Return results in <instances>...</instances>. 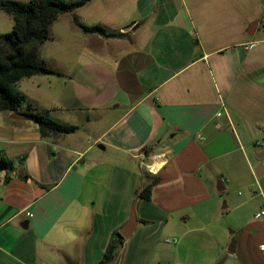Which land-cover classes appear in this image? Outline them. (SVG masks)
<instances>
[{
  "label": "crops",
  "instance_id": "0c3cea01",
  "mask_svg": "<svg viewBox=\"0 0 264 264\" xmlns=\"http://www.w3.org/2000/svg\"><path fill=\"white\" fill-rule=\"evenodd\" d=\"M105 2L58 16L78 56L21 91L79 129L0 111V264H99L135 201L109 264H264V0H119L91 20Z\"/></svg>",
  "mask_w": 264,
  "mask_h": 264
},
{
  "label": "trees",
  "instance_id": "16d2710c",
  "mask_svg": "<svg viewBox=\"0 0 264 264\" xmlns=\"http://www.w3.org/2000/svg\"><path fill=\"white\" fill-rule=\"evenodd\" d=\"M88 0H0V9L13 15L12 30L0 34V111L17 112L23 117L34 119L44 137L52 134H69L79 129L78 125L63 123L54 118L48 110L38 108L29 102L27 95L16 89L20 80L37 74L62 73L40 57L38 42L50 39V26L61 13L73 11ZM86 32L107 37L121 36L122 32L108 30L105 26H82ZM15 160L0 151V171H13ZM9 179V177L7 178ZM158 177L149 176V181L139 195L151 199ZM124 236L116 231L112 236L99 264L114 260Z\"/></svg>",
  "mask_w": 264,
  "mask_h": 264
},
{
  "label": "rangeland",
  "instance_id": "374dc122",
  "mask_svg": "<svg viewBox=\"0 0 264 264\" xmlns=\"http://www.w3.org/2000/svg\"><path fill=\"white\" fill-rule=\"evenodd\" d=\"M118 2H119V0H107V2H105V3L109 5V8H107V6H105V5H103L104 7L102 10L99 9L96 12L90 13L92 16L90 19L94 20V18L96 16H102L104 18L109 17L111 15V11L118 6L117 5ZM262 6H264V2L262 3ZM3 13H4L3 15H0V34L12 30L14 23H15L13 15L5 12L4 10H3ZM68 32L69 31H68L67 27L64 26L62 21L59 20L58 22H54L50 26V39H48L44 42H38L40 57L43 58V60H45V61L54 62L56 64L58 63V65L59 64H65L67 61L70 62L73 60V58H76V56H78V55L71 53V52H69V53H67V52L70 51V50H68V48L70 49L72 47H75L77 44H80V41L77 42V39L75 37L70 36V34H68ZM80 56H82V55H80ZM84 56L87 57L88 56L87 53ZM40 75H42L41 77H43L44 74H37V76H40ZM16 89H18L20 91L24 90L26 92H30V90L31 91L43 90L42 86L41 87L36 86V84H34L33 80H31L27 77L24 78V80H22L21 82L20 81L18 82ZM149 163H151V160L149 161ZM260 180L262 181V183L264 185V175L260 178ZM241 192L246 194L244 189L241 190ZM233 230H234L233 227H228L229 234ZM231 239H230V242H231ZM231 255H233V253H231ZM232 259L233 258H228V256H227V260L224 264H231ZM163 264H171V263L165 262Z\"/></svg>",
  "mask_w": 264,
  "mask_h": 264
},
{
  "label": "water",
  "instance_id": "95a60500",
  "mask_svg": "<svg viewBox=\"0 0 264 264\" xmlns=\"http://www.w3.org/2000/svg\"><path fill=\"white\" fill-rule=\"evenodd\" d=\"M251 33V32H250ZM12 117L14 118H23V116L17 112H14L12 114ZM263 167L261 166L259 169H257V174L260 176L263 172ZM140 221L138 220L137 218V214H136V201L133 203L132 205V209H131V214H130V218L128 220V222L126 223V225H124L123 228H121L120 232L121 234L124 236V237H130L135 228H136V225L139 223ZM236 245H237V240H236V237H233L231 239V243L229 245V251L231 252H235L236 251ZM216 264H223V261H220Z\"/></svg>",
  "mask_w": 264,
  "mask_h": 264
},
{
  "label": "built area",
  "instance_id": "2783aa9c",
  "mask_svg": "<svg viewBox=\"0 0 264 264\" xmlns=\"http://www.w3.org/2000/svg\"><path fill=\"white\" fill-rule=\"evenodd\" d=\"M218 115H221V113H218ZM256 146L262 147L264 149V141H257ZM262 214H264V209L262 210ZM170 239H168L169 241ZM262 250H264V244L261 245Z\"/></svg>",
  "mask_w": 264,
  "mask_h": 264
},
{
  "label": "bare ground",
  "instance_id": "6f19581e",
  "mask_svg": "<svg viewBox=\"0 0 264 264\" xmlns=\"http://www.w3.org/2000/svg\"><path fill=\"white\" fill-rule=\"evenodd\" d=\"M157 162H156V164L152 167L153 169H156L157 168V166H159L160 164H161V162H162V158L161 157H157Z\"/></svg>",
  "mask_w": 264,
  "mask_h": 264
}]
</instances>
